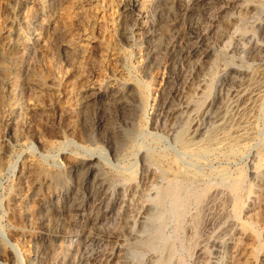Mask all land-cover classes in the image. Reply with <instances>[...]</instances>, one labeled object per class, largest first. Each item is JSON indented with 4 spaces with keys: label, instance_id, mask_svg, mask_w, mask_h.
<instances>
[{
    "label": "rangeland",
    "instance_id": "rangeland-1",
    "mask_svg": "<svg viewBox=\"0 0 264 264\" xmlns=\"http://www.w3.org/2000/svg\"><path fill=\"white\" fill-rule=\"evenodd\" d=\"M160 262L264 264V0H0V264Z\"/></svg>",
    "mask_w": 264,
    "mask_h": 264
},
{
    "label": "bare ground",
    "instance_id": "bare-ground-1",
    "mask_svg": "<svg viewBox=\"0 0 264 264\" xmlns=\"http://www.w3.org/2000/svg\"><path fill=\"white\" fill-rule=\"evenodd\" d=\"M96 1V0H95ZM137 2V1H136ZM131 3V2H130ZM137 4V3H136ZM231 6V5H230ZM134 9V8H133ZM140 11V10H139ZM138 11V12H139ZM144 17H142V19H143ZM148 21V20H147ZM203 36V35H202ZM133 37V36H132ZM242 41V40H241ZM25 63V62H24ZM29 69V68H28ZM201 87V86H200ZM26 90V89H25ZM115 91V90H114ZM91 92V91H90ZM95 93V92H94ZM124 94H126V93H124ZM129 94V93H128ZM176 94V93H175ZM111 95V94H110ZM115 95V94H114ZM130 95H132L133 97H139V96H141V99L144 101V102H146V97H145V95H144V91L142 90V89H134V90H131L130 91ZM142 95H143V97H142ZM100 96H101V92H97V93H95V98L97 99V98H100ZM86 97V96H85ZM247 97V96H246ZM92 98V97H91ZM123 98H124V96L122 95V94H119V97H117V103L118 104H120V106H122V107H124L125 106V103L126 102H124L123 101ZM83 99V98H82ZM89 100H90V98H89ZM94 102V101H93ZM99 102V101H98ZM81 103V102H80ZM127 107V106H126ZM159 117V116H158ZM160 161V160H159ZM143 171V170H142ZM186 171V170H185ZM213 175V174H212ZM72 179V178H71ZM95 180H97V179H95ZM94 180V182L92 183V184H90V182H86V183H82L83 185H84V187H85V191L86 192H88V193H94V196H93V198L92 199H90V198H84L83 199V201L82 202H80L81 204L80 205H78V206H76V205H74L73 203H68V208H73V206H74V208H75V210H77L79 213L80 212H82V213H84V212H89V211H98L99 213L100 212H102L103 211V213L102 214H99V213H97V215L95 216V217H93V216H91V214L89 215V217L88 216H83V215H78L80 218H81V220L83 219L87 224H89V226H95V225H97V223L100 221V220H102V218L103 217H106V216H108V215H111L112 214V212H113V210L114 209H116V207L118 208V206H120L119 205V203H120V200H122L123 198L121 197V196H119V197H116V198H111L110 200H108L107 198H106V196H107V194L105 193V191L103 190V187H101V184H100V182H99V180L98 181H95ZM154 180V179H153ZM146 180H144V182H145ZM105 182V181H104ZM73 183H74V187L71 189V191H69L66 195H64V198H65V196H75V200H78V198H79V196H80V193H79V191H76V188H77V186L79 185V183L80 182H78V179H76L75 181H73ZM58 185V184H57ZM129 185V184H128ZM98 186V187H97ZM130 186V185H129ZM80 187V186H79ZM106 187V186H105ZM56 188V187H55ZM185 189V188H184ZM240 189V188H239ZM110 191V190H109ZM125 191V190H124ZM63 192V191H62ZM166 193V196L168 197V196H170L171 195V192H165ZM87 194V193H86ZM109 194V193H108ZM123 194V193H122ZM124 194H126L125 192H124ZM67 196V197H68ZM164 196H165V194H164ZM182 196V195H181ZM63 196L62 195H59V199L60 198H62ZM66 197V198H67ZM121 197V198H120ZM132 199V198H131ZM170 199V198H169ZM172 199H174V198H172ZM182 199V198H181ZM130 203H132V202H130ZM50 205V204H49ZM66 205V204H65ZM65 205H63L62 204V207L61 208H65ZM126 205V204H125ZM58 206V205H57ZM52 207V206H51ZM56 207V206H55ZM66 207V208H67ZM177 207V206H176ZM175 207V208H176ZM50 208V207H49ZM59 208V207H58ZM184 208V207H183ZM129 209V208H128ZM58 210V209H57ZM61 211V209H59L58 210V212H60ZM178 211V210H177ZM77 212V213H78ZM114 213V212H113ZM122 214V213H121ZM91 216V217H90ZM154 216V215H153ZM116 217V216H115ZM145 217V216H144ZM177 217V216H176ZM194 217V216H193ZM169 218V217H168ZM198 219V218H197ZM88 226V227H89ZM87 227V228H88ZM90 227V228H91ZM205 227V226H204ZM164 229V228H163ZM163 229H162V231H163ZM183 229V228H182ZM165 231V230H164ZM152 232V231H151ZM88 233V232H87ZM147 233V232H146ZM149 233H150V231H149ZM152 234V233H151ZM70 235V234H69ZM117 236V235H116ZM177 237V236H176ZM186 237V236H185ZM110 240V239H109ZM158 240V239H157ZM175 240V239H174ZM81 241V240H80ZM180 241V240H179ZM71 242V241H70ZM73 242V241H72ZM71 242V243H72ZM118 242H119V240H118ZM78 243V242H77ZM65 244V243H64ZM201 244V243H200ZM62 245V244H61ZM85 245V244H84ZM169 245V244H168ZM67 246V245H66ZM65 247V246H64ZM69 247V246H68ZM67 247V248H68ZM71 247V246H70ZM114 247V246H113ZM175 247V246H174ZM123 249V248H122ZM162 249V248H161ZM170 250V249H169ZM160 251V250H159ZM164 251V250H163ZM162 251V252H163ZM52 252V251H51ZM161 252V251H160ZM190 252V251H189ZM192 252V251H191ZM190 252V253H191ZM74 253V252H73ZM168 253V252H167ZM166 253V254H167ZM76 254H77V252H76ZM177 254V253H176ZM111 255L113 256V254L111 253ZM120 255V254H119ZM64 256V255H63ZM171 256V255H170ZM222 256V255H221ZM114 257V256H113ZM169 257V256H168ZM69 258V257H68ZM182 258V257H181ZM176 259V258H175ZM177 260V259H176ZM179 260V259H178ZM182 260V259H181ZM212 260V259H211ZM63 261V260H62ZM170 261V260H169ZM175 261V260H174ZM213 262V261H212ZM161 263V262H160ZM124 264V263H123ZM162 264V263H161Z\"/></svg>",
    "mask_w": 264,
    "mask_h": 264
}]
</instances>
